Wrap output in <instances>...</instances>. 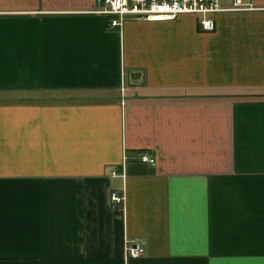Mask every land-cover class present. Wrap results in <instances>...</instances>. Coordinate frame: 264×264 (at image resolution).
I'll return each mask as SVG.
<instances>
[{"label": "crops", "instance_id": "1", "mask_svg": "<svg viewBox=\"0 0 264 264\" xmlns=\"http://www.w3.org/2000/svg\"><path fill=\"white\" fill-rule=\"evenodd\" d=\"M241 1L202 30L0 0V94H25L0 99V264H264V0Z\"/></svg>", "mask_w": 264, "mask_h": 264}, {"label": "built area", "instance_id": "2", "mask_svg": "<svg viewBox=\"0 0 264 264\" xmlns=\"http://www.w3.org/2000/svg\"><path fill=\"white\" fill-rule=\"evenodd\" d=\"M98 3L97 12L104 14L109 26L114 28H119L126 19L170 20L182 14H191L198 18L200 29L212 30L216 13L253 9L250 4L241 0H98ZM135 158L148 164L156 161L147 150H141ZM128 159L125 154L123 168ZM111 174L123 175L117 169H112ZM110 200L115 205H121L124 196L118 191H112ZM124 251L127 258H136L143 255L145 249L139 239H129L125 243Z\"/></svg>", "mask_w": 264, "mask_h": 264}, {"label": "rangeland", "instance_id": "3", "mask_svg": "<svg viewBox=\"0 0 264 264\" xmlns=\"http://www.w3.org/2000/svg\"><path fill=\"white\" fill-rule=\"evenodd\" d=\"M121 88L123 90L124 87L122 86ZM83 94L88 95V93H83ZM84 95H82V93H77L76 95H74V97H84ZM24 96L25 94L14 92V93H8V94H0V99L5 98V97L9 99H18V98H23ZM41 96L42 98L39 97L38 99H56L57 97H59L56 95V93H51V92H42ZM123 204H124V200H123ZM123 204H121V206Z\"/></svg>", "mask_w": 264, "mask_h": 264}]
</instances>
